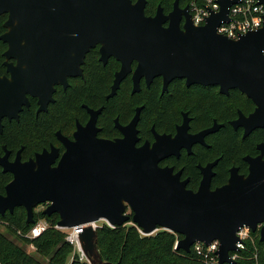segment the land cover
Wrapping results in <instances>:
<instances>
[{
	"label": "water",
	"instance_id": "95a60500",
	"mask_svg": "<svg viewBox=\"0 0 264 264\" xmlns=\"http://www.w3.org/2000/svg\"><path fill=\"white\" fill-rule=\"evenodd\" d=\"M237 1L218 0L220 11L197 26L189 6L181 7L179 0L169 13L159 4L154 15L145 12L147 0H0V15L8 16L0 40L8 45L4 65L9 74L0 75V131L4 118L18 120L30 107V97L38 99L37 112L47 111L55 86L67 88L68 77L82 76L86 53L100 43L101 61L114 56L121 62L108 97L133 71L134 61L133 93L140 91L142 78L150 85L158 76L163 91L174 79H185L187 86H219L223 94L239 89L256 107L248 116L239 111L231 124L244 127L248 136L264 127V22L238 39L218 33ZM87 109L91 118L86 125L77 123L73 139L56 132L62 153L51 145L24 160L23 147L11 158L4 146L0 166L13 177L0 193V215L23 206L30 223L35 208L47 203L43 213H58L60 228H78L79 247L90 264H105L96 225L101 219L112 227L131 222L144 235L159 228L181 234L176 247L186 252L198 241L219 239V264L236 263L230 252L237 249L240 228L257 232L262 224L264 241V142L258 145L260 155L245 157L248 175L232 167L228 182L213 189L215 160L200 165L203 178L194 191L181 181V171L174 174L173 167L159 163L179 156L183 147L191 153L192 145L204 144L219 125L189 134L185 113L175 138L155 132V142L138 146L142 107L127 126L118 125L124 137L116 139L98 136L102 108Z\"/></svg>",
	"mask_w": 264,
	"mask_h": 264
},
{
	"label": "trees",
	"instance_id": "16d2710c",
	"mask_svg": "<svg viewBox=\"0 0 264 264\" xmlns=\"http://www.w3.org/2000/svg\"><path fill=\"white\" fill-rule=\"evenodd\" d=\"M158 0H148L146 13L153 14ZM187 4L189 0H181ZM165 11L172 8L173 0H162ZM7 14L0 15V35L7 29L4 23ZM1 44H6L1 41ZM98 52L93 51L88 55L85 64L86 83L71 85L67 90L58 88L55 101L50 104L47 111L37 113L38 104L32 99L31 107L24 108L20 118L4 119L3 130L0 131V152H4V146L14 157L21 146H24L25 155L33 156L35 152L51 143L56 142L55 132L61 130L68 134L74 123V116L86 117L83 103L90 107L105 105V111L101 119L114 114L115 99L107 100L109 92L108 68L116 66L111 61L107 66L99 62ZM1 57V56H0ZM5 65L0 61V74H4ZM162 79L156 78L147 89L144 96L145 107L141 114V137L150 136L147 126L154 123L158 131H171L174 123L179 120V108L188 110L194 115L193 128L210 125L213 118L225 122L217 133L210 136L209 147L195 148L192 155H183L180 162L186 165L185 172L190 176L189 187L195 189L201 178L196 164L198 161H206L212 156L221 158L216 166L214 185H222L227 181L229 168L239 166L242 172L247 171V164L243 160L246 154L258 153L256 143L264 140V128L256 130L247 138H242L241 130H235L230 120L237 115V109L248 111L253 105L251 99L245 97L239 90L231 91L224 96L212 87L192 85L186 87L182 80L176 79L169 85V90L161 94ZM215 89V88H213ZM113 129L104 128L102 134L112 136ZM10 172H4L0 166V193H5L6 184L12 179ZM0 219L7 223V228L23 244L22 247L14 245L6 234L0 231V264H42L36 260L33 252L48 255V264H67L71 254L73 259L70 264H90L81 259L79 253L74 251L75 245L67 240L68 233L57 227L60 216L58 213L47 215L43 210L36 211L33 222L27 223V212L23 206L16 207L10 213L0 215ZM44 220L47 227L37 236H29L31 230ZM130 224L112 227L107 223L97 226L98 246L105 264H205L204 261L191 249L186 252L183 248H177V241L182 238L168 230H160L155 234L144 235L141 229L131 222ZM257 247V259L254 256L255 247L251 242L247 243L245 250L240 251V256L235 264H264V241L260 240L257 232H252ZM33 244V252L24 246Z\"/></svg>",
	"mask_w": 264,
	"mask_h": 264
},
{
	"label": "flooded vegetation",
	"instance_id": "af4514ba",
	"mask_svg": "<svg viewBox=\"0 0 264 264\" xmlns=\"http://www.w3.org/2000/svg\"><path fill=\"white\" fill-rule=\"evenodd\" d=\"M133 1H136V0H133ZM161 1H162V0H158V1H157L156 8L158 7L159 4H161V6H162ZM173 2H174V0H173ZM186 2H188V1H186ZM147 3H148V0H147ZM179 4H180L181 7H185V6H186V4L184 5L183 2H182L181 0H179ZM146 6H147V4H146ZM162 7H163V6H162ZM172 9H173V3H172V8H171V10H172ZM163 10H164V8H163ZM171 10H169V11H165V10H164V12H165V13H169ZM145 12H146V8H145ZM155 12H156V11H154V13H153V14H150V15H154ZM189 12H190V11H189ZM146 14H147V13H146ZM147 15H149V14H147ZM166 24H167V23H166ZM183 24H184V19L181 21V26H182ZM100 48H101V44L98 43V44H96L94 47H91V48L89 49V51L86 53V55H85V57H84V63L81 65L82 72H83L82 76H75V77L72 76V77H68L69 86H68L67 88H64V86H63L62 84H58V85H56V86H55L56 91H55V93H54V98H55L56 92L58 91V88H59V87H62L64 90H67L71 85H74V84H81V83H86L87 79H86V74H85V64H86V61H87L88 55H89L91 52H93V51H97V52H98L97 58H98L99 62H101L104 66H107L111 61H112V62L114 61L115 64H116V66H114V67H109L108 70H107V71H108V72H107V73H108V80H107V81H108V84H109V92H108V93L106 94V96H105V98H106L107 100H109V99H111V98H114V99H115V103H114V104H115L114 111H116V112H115L114 114H110L109 116H107V119L103 121V120L101 119V116H102V113L105 111V105H104V104L100 105L99 107L94 108V107H90V106H88L87 104L83 103L82 106H83L84 109H85L86 117H85V118H81L82 116H74V123H73V126H71V128H70L71 132L68 133V134L63 133L61 130H57V131H60L63 135H65V136H67V137L73 139V134H74V132H75L76 129H77V123H80V124L86 125L87 122L89 121V119L91 118V114L89 113V111H88L87 108H91V109H94V110H98V109L102 108V111L100 112V114H99V116H98V120H97V126L100 128V131L98 132V136H99V137H103V138H107V139H116V138L124 137V134L122 133V131L120 130V128L118 127V125H121V126H127V125L132 121V119L134 118V116H135V114H136V110H137V108H138V107H142V109H141V111H140L139 121H138V124H137V130H138V134H137V136H138V138H139V141L137 142V145H138V146L143 145L146 141H149L151 144H152L153 142H155V137H154V133H155V132H156V133H159V134H167V135H171L172 138H175V136L178 134V127L181 126V125H183V123H184L185 113L187 114V116H188V118H189V128H188V133H189V134H192V135L197 134V133H199V132H201V131H203V130H206V129H208V128H211V127H213V126L215 125V123H216L217 125H219L218 128H217V130L214 131V132H212V133L207 134V135L204 137V141H205L204 144H203V143H200V142L194 143V144L192 145V148H191V150H192L191 153L188 151L187 148L183 147V148L180 150V154H179V156H177V155H170V156H168V157L162 159V160L160 161L159 164H160L162 167H173V169H174V174L177 173V172H179V171H181V181H183V180H187L186 187H187L188 189H192V190L196 191V190L199 188V185H200L201 180H202V178H203V174H202V172H201L200 165H202V166H206L208 163H211V162H214L215 160H217L216 165L213 167V171L215 172V174H214V176H213V178H212L211 187L214 189V188H216V187L221 186V185H214V184H213V179H214V177H215V175H216V166L218 165L219 160H220V158H221L219 155L212 156L211 159L206 160V161H204V162H202V161H198V162H197L196 166H197V168H198L199 171H200L201 178H200L199 183H198V185H197V187H196L195 189L189 187V184H190L191 179H190V176L187 175L186 172H185V168H186L185 163H184V162H180V161H182V160H180V159H181V157H182L183 155H192V154L194 153L195 148H198V147H200V148H201V147H209V146H210V143H209L208 140L210 139V136L213 135V134H215V133H217L222 127H224V126H225V122H224V121H220V120H218L217 118H213L212 123H211L210 125H207V126L201 127V128H199V129H194V128H193L194 115H191L190 112H189L188 110H183V108L181 107V108L178 109V111H179V120H178L177 122L174 123V125H173V126H174V129H173V130L168 131V132H167V131H158V130L156 129L155 124H154V123H151L149 126H147V130L150 131V136H146V138H142V137H141V114H142V111H143V109H144V107H145V104H144V96H145V94H146L147 89L150 87V85L152 84V82L154 81V79H156V78H161V79H162L161 94H164L165 92H167V91L169 90V85L171 84V82H173V81L176 80V79H174L173 81H171V82L169 83L167 90L163 91V77H162V76L155 77V78L153 79V81L151 82L150 85L147 84L145 78H142V79H141V82H140V86H141L140 91H137V92L133 93V89H134L133 72H134V70H135V68H136V66H137V62L134 61L133 64H132L133 71L130 72V73H129V74H128V75H127L122 81H121L120 86H119V88L117 89L116 94H115L114 96H112V97H108V95L112 92V86H113V84H114L115 74H116V72H118V71L121 69V62H120L119 60H117L116 57L111 56V57H109L107 63H104L103 61H101V52H100ZM110 69H114V70H115V72H114V76L112 77V79L110 78V74H109ZM5 71H6V72H5L4 74H0V75H1V76H3V75H8V76H9V74L7 73V70H6V66H5ZM179 80H182V81L184 82V84H185L186 87H191V86H192V85L187 86V85H186V82H185V81H186L185 79H179ZM127 82L131 83V85H132V89H131V96H132V98H134V97H136V96H140V99L136 102V107H135V109H134L135 112H134L133 116L131 117V119H130L129 121L127 120V118H128V116H129L130 113H129V112H124V113L120 112L121 110L124 109V106L120 105L119 102H118V99H117V98H118V95H119V92H120V90H121L123 84H125V83H127ZM194 85H199V84H194ZM200 86H203V85H200ZM203 87H212V88H210V90H212V91L214 90V91H216L217 93H219V94H221V95H224V96H228V95H230L231 91H237V90H239V89H231L230 92H229V94H223V93L220 92V87H219V86H213V85H211V86H203ZM213 88H215V89H213ZM239 91H240V90H239ZM240 92H241V91H240ZM241 93H242V92H241ZM242 94H243L245 97H247L244 93H242ZM247 98H248V97H247ZM32 99H36V100H37V104H38V99H37V98L30 97L31 104H32ZM249 99H250V98H249ZM54 101H55V100H54ZM54 101H53V102H54ZM53 102H51V103H53ZM252 102H253V101H252ZM51 103H50V104H51ZM50 104H49V106H50ZM49 106H48V109H49ZM30 107H31V105H30ZM255 107H256V105H255L254 102H253V105H251V106L249 107V110L246 111V112H245V111H242L240 108H238V109H237V115H236V117H235L234 119H232V120L229 121L230 124H231V121H233V120H235V119H237V118L239 117V111H242L246 116H248L251 112L254 111ZM25 108H29V107H25ZM38 108H39V104H38ZM125 109H128V108L125 107ZM23 110H24V109H23ZM37 110H38V109H37ZM41 112H42V111H41ZM37 113H39V112H37ZM19 118H20V117H19ZM4 119H6V118H4ZM4 119H3V121H4ZM7 119H8V118H7ZM9 120H10V119H9ZM11 120H12V119H11ZM16 120H17V119H16ZM116 120H117V121H116ZM231 126L234 128V126H233L232 124H231ZM104 128L113 129V133L111 134L112 136H105V135H103V134H102V131H103ZM261 128H264V127H261ZM261 128H257V129H255V130L252 131L248 136H250V135L253 134L256 130L261 129ZM234 129H235V130H241V133H242L241 136H242V138H247V137H248V136L244 137V127L239 126L238 128H234ZM57 131H56V132H57ZM56 132H55L56 142H55V143H51L50 146H51V145H55L56 147H58V148L60 149V152L62 153V152H64L65 148H64L63 144L58 140V138H57V136H56ZM263 142H264V140L259 141V142L256 143L255 146H256V149H257V151H258L257 154L252 155V154H249V153H248V154H246V155L243 156V160H244L245 163L247 164V171H246V172H242V171L240 170L239 166H237V165H233V166H231V167L229 168L228 178H227V181H226L225 183L228 182V179H229L230 174H231V173H230V169H231L232 167H237V168L239 169V173H240V174L248 175L250 164L245 160V157H246V156L256 157V156L260 155V154H261V151L258 149V145L261 144V143H263ZM50 146H49V147H45V148H50ZM21 147H23V150H24V146H21ZM21 147H20V148H21ZM43 149H44V148H43ZM43 149H42V150H43ZM23 150H22V157H23ZM42 150L37 151V152H41ZM1 153H2V152H1ZM3 153H4V152H3ZM16 153H17V152H16ZM35 154H36V152H35ZM35 154H34V156H35ZM15 155H16V154H15ZM34 156H31V157H34ZM14 157H15V156H14ZM14 157L11 156V158H14ZM31 157H30V158H31ZM23 159H24V158H23ZM24 160H25V159H24ZM225 183H224V184H225ZM222 185H223V184H222ZM46 206H47V203H46Z\"/></svg>",
	"mask_w": 264,
	"mask_h": 264
},
{
	"label": "built area",
	"instance_id": "2783aa9c",
	"mask_svg": "<svg viewBox=\"0 0 264 264\" xmlns=\"http://www.w3.org/2000/svg\"><path fill=\"white\" fill-rule=\"evenodd\" d=\"M186 5L189 6L193 24L197 26L204 25L207 22L208 17L211 16L213 12H219L221 9V5L218 0H189ZM228 17V21L221 22L217 27V32L232 39H238L241 35L247 33L248 31L257 30L262 27L264 22V4L261 3L260 0H238L230 5L228 9ZM261 226L262 224L258 225V234ZM46 227V222L40 224L38 223L32 229L29 236L34 237L39 235ZM57 227L59 226L57 225ZM76 230L79 233L78 228ZM251 233L252 231L249 227H243L237 231V235L239 237V240L236 242L237 249L230 252V256L233 260L236 261L239 258L240 251L246 249L248 242H251L255 247L256 250L254 251V256L257 259L258 253L257 247L255 246V238ZM67 240L79 247V244L72 239V236H68ZM30 246L35 249L33 244ZM219 246V239H214L209 244L198 241L192 245L191 249H193V251L204 261L205 264H219Z\"/></svg>",
	"mask_w": 264,
	"mask_h": 264
},
{
	"label": "rangeland",
	"instance_id": "374dc122",
	"mask_svg": "<svg viewBox=\"0 0 264 264\" xmlns=\"http://www.w3.org/2000/svg\"><path fill=\"white\" fill-rule=\"evenodd\" d=\"M156 10H157V8H155V11ZM7 48H8L7 43L4 45V44H1V42H0V56H1L0 57V61L3 62V64H4V61L6 60V57L4 56V52L7 50ZM114 72H115L114 69H110L109 74H110V78L111 79L114 76ZM131 89H132L131 83L127 82V83L123 84V86H122V88H121V90L119 92L118 98H117L119 104L122 105V106H124V109L121 110L120 112H122V113L129 112L130 113L129 116H128V118H127L128 121L131 119V117L133 116V114L135 112L134 109L136 107V102L140 99V96H136V97L132 98V96H131ZM125 107H127L128 109H125ZM30 157L31 156L25 155L24 156V159L27 160ZM45 208H46V203L40 204V205H38L35 208V212L36 211H39V210H44ZM43 222H45V221L44 220H40L39 221V224L40 223H43ZM104 223H107L106 220L101 219V220H99V221L96 222V225L97 226H100V225H103ZM127 224H130V223H127ZM63 230L68 233V236L69 237H71L72 234H73V232H74V229L73 228H63ZM160 230H162V229L159 228L153 234H155L156 232H158ZM0 231L2 233L6 234V236L10 239V241L13 242L14 245H17V246H20V247L23 246V244L21 243V241L15 235H13L11 233L10 229L7 228V223L5 221L1 220V219H0ZM24 247L28 251H30V252H33L34 251V248L31 247V246H24ZM75 248L76 249H74V251H76V252L79 253L80 258L86 260V257L84 256V254L80 250V247L75 246ZM33 255L36 258V260L39 261L40 263H42V264H48V262H49L48 255H43V254L38 253V252H33ZM72 259H73V254H71L69 256V258L67 260V264H70V262L72 261Z\"/></svg>",
	"mask_w": 264,
	"mask_h": 264
},
{
	"label": "bare ground",
	"instance_id": "6f19581e",
	"mask_svg": "<svg viewBox=\"0 0 264 264\" xmlns=\"http://www.w3.org/2000/svg\"><path fill=\"white\" fill-rule=\"evenodd\" d=\"M77 228H74V232L72 234V239L77 243L79 244V240H78V232L76 230Z\"/></svg>",
	"mask_w": 264,
	"mask_h": 264
}]
</instances>
